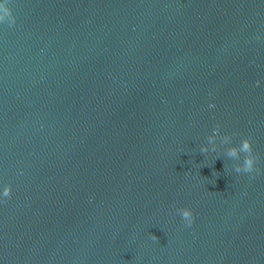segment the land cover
Masks as SVG:
<instances>
[{
  "label": "water",
  "instance_id": "water-1",
  "mask_svg": "<svg viewBox=\"0 0 264 264\" xmlns=\"http://www.w3.org/2000/svg\"><path fill=\"white\" fill-rule=\"evenodd\" d=\"M8 7L0 264H264V0Z\"/></svg>",
  "mask_w": 264,
  "mask_h": 264
},
{
  "label": "clouds",
  "instance_id": "clouds-1",
  "mask_svg": "<svg viewBox=\"0 0 264 264\" xmlns=\"http://www.w3.org/2000/svg\"><path fill=\"white\" fill-rule=\"evenodd\" d=\"M9 0H0V25H7L9 28H14L17 24V18L13 13V10L8 7ZM257 87L260 86V82H257ZM210 109L214 108V104H209ZM220 138L222 143L227 145L231 143L230 136H220L219 128L213 130V133L207 138L208 144L211 145V149L205 146L201 149L202 153H208L210 150L215 151V145L217 139ZM226 155L231 160L237 161L235 166L236 173L253 174L258 171L257 161L258 157L254 154L252 141L250 139H244L238 147L228 148ZM242 161V162H241ZM12 186L4 185L0 182V204L7 203L12 196ZM177 214L183 221L185 228H192L195 224V215L190 208H179L176 210ZM154 241H157L155 236H151Z\"/></svg>",
  "mask_w": 264,
  "mask_h": 264
}]
</instances>
